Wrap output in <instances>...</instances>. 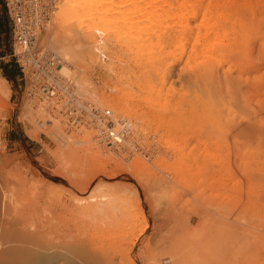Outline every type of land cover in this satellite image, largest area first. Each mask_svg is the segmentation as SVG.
I'll list each match as a JSON object with an SVG mask.
<instances>
[{"label":"rangeland","instance_id":"1","mask_svg":"<svg viewBox=\"0 0 264 264\" xmlns=\"http://www.w3.org/2000/svg\"><path fill=\"white\" fill-rule=\"evenodd\" d=\"M254 10L256 19L246 14L250 27L244 50L248 54L240 60L252 69L243 86L259 90H252L248 109L237 107L234 112L229 111V121L220 126L212 124L206 112L187 110L195 102L192 89L186 86L190 74L178 77L176 69L167 70L165 83L160 85L154 76L157 64L153 60L145 65L147 60L143 57L131 56L125 64V53L112 46L106 49L107 40L96 34L93 36L96 35L97 54L75 65L63 62L58 68H67L63 76L75 80L82 99L100 108L112 110L110 105L126 103L128 100L123 97L136 95L132 103L127 102L128 106L113 109L116 116L129 117L134 131L132 143L139 141V149L128 147L126 152L130 155L124 156L125 149L111 150L92 142L93 132L89 129L67 132L59 120L29 105L20 74L12 58L7 57L13 50L11 22L0 0V78L6 83L0 81V187L12 196L9 218L28 225L36 218L51 222L52 205L60 200L66 207L68 224L65 223L73 227L75 235L78 229L96 226L123 230L129 222V217L123 219L129 215L123 208L128 207L130 215L142 213L147 224L141 235L135 234L126 244L135 241L132 256L136 264H173L167 250L176 239H189L201 249L200 239L209 240L208 236L215 234L211 219L239 198H245L239 223L255 220L263 226L264 213L257 203L264 200V0H256ZM55 14L40 38L45 46L58 52L60 30L64 28L56 23L59 21ZM101 51H105V58L100 56ZM150 91H154L152 96ZM155 91L160 92L159 104L155 102ZM145 97L152 100L145 103ZM111 98L114 101L106 102ZM194 107L198 108L195 104ZM36 119L44 127L37 126ZM247 124L254 126L256 134L241 132ZM168 141H175L176 148L165 149ZM176 149L183 151L184 159L180 165L177 163L180 167L172 170L166 162L177 159ZM166 151H170V157ZM66 152L78 157H68ZM138 163L144 165L141 172L132 169ZM81 197L104 201L106 219L103 215L86 218L80 214L75 201ZM187 233L191 235L186 236ZM257 264H264V252Z\"/></svg>","mask_w":264,"mask_h":264},{"label":"bare ground","instance_id":"2","mask_svg":"<svg viewBox=\"0 0 264 264\" xmlns=\"http://www.w3.org/2000/svg\"><path fill=\"white\" fill-rule=\"evenodd\" d=\"M255 3L256 0H62L59 9L58 4L55 11L56 20L59 21L56 23L64 28L60 30L62 40L59 42L57 53L65 63L75 65L84 62L99 50L94 47L97 35L100 39L107 40L105 44L102 41L106 49L112 46L121 50L120 53H125V56H122V61L125 59L124 63L126 60L129 61L128 58L131 56L133 59L143 57L145 61L147 60L145 65L153 60V63L157 64L153 69L154 76L158 78L160 85L165 83L167 76H164L167 70L176 69L175 75L178 77L188 73L189 83L186 86L187 89H192L194 104L198 108L190 103L187 110L206 112L211 123L220 126L229 121V111L234 112V108L237 107L248 109L252 90L253 92L259 90L255 88V91L250 85L243 86L249 81L252 69L248 63L240 60L241 56L248 54L247 50H244L247 49V30L250 27L246 14L257 18ZM83 34L88 37L96 35L86 39ZM100 56L105 58V51ZM67 71V68L61 67L59 72L66 75ZM0 81L6 85L4 79L0 78ZM5 91H8L6 87ZM150 93L152 96L154 91ZM155 93H158L155 102L159 104L160 92ZM135 97L136 95L130 94L123 97L125 101L128 100L123 104L128 106L127 102L132 103ZM112 100L114 101V98L106 102L110 104ZM151 100L150 97L144 98L145 103ZM123 104L110 106L120 110L119 108L125 107ZM190 114L194 116V113ZM43 124L40 125L44 127ZM241 132L256 134L251 124L243 126ZM117 139L121 141L120 138ZM165 147L176 148V143L168 141ZM67 152L68 157H78L75 153ZM175 152L177 159L173 163L165 161L172 170H175L174 167L179 166L184 159L182 150L176 149ZM122 153L124 156L130 155L126 151ZM166 156L170 157V151ZM143 166L139 163L134 164L132 169L141 172ZM9 194L11 193H8L5 187H0V264H136L132 256L135 241L129 242V247L126 244L131 237L137 233L141 235L146 229L147 224L142 213L130 215L128 207H125L123 210L130 216L128 214L123 216V219L127 216L126 220L129 217V222L123 230L114 227L119 229L115 230L107 225L106 229L96 226L83 230L76 229L78 232L74 235L71 229L73 227L66 225L67 216L64 213L66 207L62 201L59 200L52 205L50 212L54 215L51 222L36 218L33 224L28 225L23 223L24 221H12L9 218L10 205L11 203L13 205L12 196ZM78 194L81 193L77 192ZM244 199L239 198L224 206L225 210L215 216L221 219L215 217L211 219L213 220L210 222L213 227L211 230H214L215 234L208 236L209 240H205L207 237L200 239L201 249L199 244L186 238L172 242L167 250L171 262L173 264L260 262L264 252L262 235L264 225L257 224L255 220L239 223L240 215L245 211ZM75 202L76 209L86 218L106 216L105 202L101 199L95 200L90 197L86 200L81 197L76 198ZM257 206L261 208L263 214L264 200L259 201ZM221 232L223 235H219ZM189 235L191 233L186 236Z\"/></svg>","mask_w":264,"mask_h":264},{"label":"built area","instance_id":"3","mask_svg":"<svg viewBox=\"0 0 264 264\" xmlns=\"http://www.w3.org/2000/svg\"><path fill=\"white\" fill-rule=\"evenodd\" d=\"M58 1L2 0L13 39L12 54L7 57L12 58L20 74L29 105L59 120L67 132L89 129L93 132L92 142L98 146L111 150L139 149V141L131 140L134 131L129 117H118L111 109L82 99L75 81L59 72L64 62L62 57L42 43L40 37L47 31ZM35 122L42 127L39 119Z\"/></svg>","mask_w":264,"mask_h":264},{"label":"trees","instance_id":"4","mask_svg":"<svg viewBox=\"0 0 264 264\" xmlns=\"http://www.w3.org/2000/svg\"><path fill=\"white\" fill-rule=\"evenodd\" d=\"M5 77H6V79H7V80L11 81V80H10V79H11V77H10V75H9V74L5 73Z\"/></svg>","mask_w":264,"mask_h":264},{"label":"crops","instance_id":"5","mask_svg":"<svg viewBox=\"0 0 264 264\" xmlns=\"http://www.w3.org/2000/svg\"><path fill=\"white\" fill-rule=\"evenodd\" d=\"M0 47H1V45H0ZM2 50V49H1ZM6 57V55H4V57L3 58H5Z\"/></svg>","mask_w":264,"mask_h":264}]
</instances>
